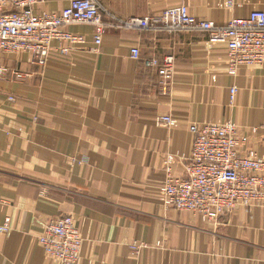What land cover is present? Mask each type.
Here are the masks:
<instances>
[{
    "label": "crops",
    "instance_id": "0c3cea01",
    "mask_svg": "<svg viewBox=\"0 0 264 264\" xmlns=\"http://www.w3.org/2000/svg\"><path fill=\"white\" fill-rule=\"evenodd\" d=\"M71 0H42L35 13H61ZM185 5L191 16L225 26L264 12V0H103L107 25L158 16ZM83 38L67 53L55 41L47 66L26 53L0 51V264H58L39 237L70 216L84 239L80 264H264V208L238 207L207 222L164 204L168 168L185 177L192 125L232 122L264 158V63L229 74L228 50L205 33L109 27L67 28ZM140 50L134 59L132 50ZM175 59L163 96L153 58ZM238 89L233 105L230 90ZM172 117L175 125L159 123ZM253 128H258L256 133ZM170 157H173L171 163ZM145 245L139 254L131 246Z\"/></svg>",
    "mask_w": 264,
    "mask_h": 264
},
{
    "label": "built area",
    "instance_id": "2783aa9c",
    "mask_svg": "<svg viewBox=\"0 0 264 264\" xmlns=\"http://www.w3.org/2000/svg\"><path fill=\"white\" fill-rule=\"evenodd\" d=\"M103 0H71L61 13L43 11L35 13L42 0H0V51L26 53L30 62L40 68L47 66L53 43H60V51L67 53L62 43L77 45L83 38L67 30L75 24L95 28L96 45H101L109 27L122 30L167 31L178 33L194 31L205 33L208 41L222 44L228 50L229 74L236 76L241 66L264 63V12L254 11L245 18H233L227 25L197 19L185 5L166 9L158 16L134 17L107 25L103 20ZM234 8L236 0H226ZM140 50L134 48L132 56L140 58ZM175 59L153 58L145 61V67L156 70L158 85L163 96L171 93L175 82ZM14 75L23 79L26 75L0 67V78ZM238 89L230 90V103L234 104ZM159 123L173 127L172 117H161ZM258 128H253L256 133ZM194 145L189 161L184 165L185 177L176 178L168 168L163 187L164 204L178 211L200 216L204 221L215 222L238 207L264 208V158L246 147L249 142L239 125L209 123L203 127L194 124L190 128ZM173 157H170L171 163ZM11 228L7 218L0 226V233ZM84 239L73 217L66 216L50 222L39 237L46 256L58 264H80ZM145 248L133 244L131 249L139 254Z\"/></svg>",
    "mask_w": 264,
    "mask_h": 264
}]
</instances>
